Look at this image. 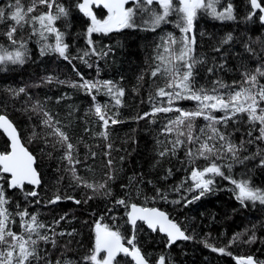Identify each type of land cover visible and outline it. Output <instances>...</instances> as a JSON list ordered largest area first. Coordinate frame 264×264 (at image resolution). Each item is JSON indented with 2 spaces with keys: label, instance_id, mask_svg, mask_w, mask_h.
I'll return each mask as SVG.
<instances>
[{
  "label": "trees",
  "instance_id": "1",
  "mask_svg": "<svg viewBox=\"0 0 264 264\" xmlns=\"http://www.w3.org/2000/svg\"><path fill=\"white\" fill-rule=\"evenodd\" d=\"M12 2L14 0H0V7ZM31 3L32 0H22L25 8ZM175 3L178 6V0ZM229 3L233 6L234 19H217L201 10L193 22L192 30L187 33L189 39H195L193 55L205 61L195 68L196 87L211 89L215 80L231 86L234 80L242 79L241 72L245 69L254 72L256 67L264 65V24L259 19V11L251 20L246 19L252 12L250 0H220L216 5L217 10L222 11ZM56 4L68 10V16L58 19L55 27L63 33V42L69 45V59L51 51L42 54L41 49L46 44H55V34H48L47 40H42L39 35H32V27L26 24L15 35L17 41L26 42L25 63L0 65V113L8 115L13 121L22 143L35 157L40 177L36 189L27 184L24 189L29 192L35 190L38 195L26 197L20 189H8V176L0 174L4 177L1 181L9 198L8 210L17 222L20 218L15 215L16 212L26 208L56 233H65L63 236H55V248L51 243L40 242L42 255L51 260L52 264H56L57 259L72 260L75 264H91L84 257L90 255L94 248L97 221L113 230L119 229L126 237L131 236V227L126 219L128 207L116 203L124 199L128 204L136 203L164 210L186 231V235L194 237L166 247L168 241L164 235L146 229L141 222L137 223L136 243L150 264H154L160 255L167 257L166 264H237V257L249 255L257 261H264V204L248 201L246 205H241L233 191L235 186L225 179V176L236 180L247 179L254 187L264 189V167L259 166L261 157L243 160L258 152L264 154V141L255 140L259 135V124H249L247 115L241 114L228 121L227 125H216L228 134L234 144L240 145L244 141L239 152L243 163L233 160L231 153H222L220 159L215 156L209 160L194 159L187 155L188 149L191 148L195 153L199 145L187 143L178 148L174 155L164 158L159 156L165 147L171 148L169 141L176 139L174 133H165L163 129L178 113L172 111L151 115L154 105L168 106L167 98L156 96L157 89L166 85L168 77L163 72L156 77L151 73L160 63L156 57L162 48L157 46L163 40L169 35L175 37L178 41L174 46L177 52L182 46L185 34L180 31L179 22L173 20V14L167 18L166 23L153 26L151 13L145 12L139 1L131 3L127 8H132L136 13L135 26L107 33H92L93 53L87 43V28L91 20L76 7L77 0H56ZM147 7L162 13L158 4ZM56 10L54 6L53 13ZM92 10L97 19L107 17L106 11L100 6H92ZM48 11L46 5L38 4L30 15L39 16ZM12 23L10 20L0 22V45L9 49L19 47V44L11 45L5 35ZM229 33L233 39L223 44L222 41ZM247 42H251L254 53L245 51L244 45ZM216 48H220V51H215ZM85 52L89 55L84 56ZM220 64L224 65L223 69L219 68ZM210 67L217 69L214 74L208 73ZM258 79L264 84V77ZM83 80L112 81L117 89L124 90L122 104L115 105L106 88L98 92L93 90L90 94L85 88L71 86ZM20 88H24L25 92L19 96L9 92V89ZM37 102L44 111L60 121V127L75 146L74 156L80 161L75 165L77 175L89 183L107 181L111 195H105L104 190L94 193L90 188L77 186L79 181L74 179L68 170L71 166L63 159L66 147L56 143L58 138L46 135L49 129L40 123L42 113L32 110ZM95 103L106 105L109 114L119 113L117 118L120 122L108 125L107 139L101 135L105 129L95 114ZM171 106L192 111L196 109V102L182 99L174 101ZM144 113L150 115L137 119ZM212 115L221 117L224 113L214 112ZM208 124L209 121L203 117L196 118L194 134L200 135V129H205V135H211ZM34 129L40 138L32 137ZM249 131L252 132L251 138L247 136ZM249 139L254 142L248 143ZM216 143L219 146L223 142ZM8 146L7 138L0 131V152L8 151ZM109 159L112 161L111 174L114 176L111 180L108 179ZM213 159L221 166L224 176L209 175L214 180L211 186L213 190L186 204L187 200L199 195V190H187L193 187L191 169H203ZM157 189L167 199L158 197ZM57 195L61 199L54 204L49 203ZM76 200L81 203H75ZM61 217L64 219L61 220ZM253 232L255 242L247 243ZM237 233L243 235L235 243H230ZM48 234L51 236L52 231ZM206 243L216 248H226V252L213 251ZM103 256L101 252L98 259ZM117 259L120 264H134L130 257L123 254H118ZM33 264L37 262L33 261ZM40 264L45 262L41 261Z\"/></svg>",
  "mask_w": 264,
  "mask_h": 264
},
{
  "label": "snow or ice",
  "instance_id": "2",
  "mask_svg": "<svg viewBox=\"0 0 264 264\" xmlns=\"http://www.w3.org/2000/svg\"><path fill=\"white\" fill-rule=\"evenodd\" d=\"M128 0H77L76 7L86 17L90 18L91 24L87 28L88 41L87 43L92 48L93 53L95 48L93 47V41L91 34L107 33L112 30H119L121 28H128L135 26L134 17L136 15L132 8H125L124 5ZM220 0H179L178 6L175 0H139V5L142 6L145 12L151 13V23L153 26H158L161 23H166L167 18L175 13L179 17L180 31L185 33L182 46L179 52L176 51L175 45L178 41L175 37L169 35V37L162 41L158 48H162V52L159 53L156 59L160 62L156 68L152 71L151 75L156 77L158 74H165L168 77V82L164 87L157 89L156 96L161 99L167 98L168 106H153L151 115L156 113H168L175 111L178 115L168 121L163 131L165 133H174L176 139L169 141L171 148L165 147V149L159 152V156L164 158L169 155H174L176 150L182 147L185 143L189 145L198 144L199 147L194 153L191 148L188 149L187 155L192 158H203L209 160L210 157L215 156L216 159L222 158V153H231L232 159L243 163V160L255 159L260 156L259 166L264 167V154L258 152L250 157H244L243 160L239 157V152L243 148L244 141H241L240 145L234 144L228 134L222 132L216 125L225 124L228 121L234 120L241 114H246L249 124L255 126L259 124V135L255 137V140L264 141V84L260 83L258 77H264V65L256 67L254 72H249L247 69L241 72L242 79L240 81L234 80L232 85H226L221 80L213 81V87L207 89L203 86L196 87L195 81V68L198 64H202L205 61L198 59L193 55V45L195 39H189L187 33L193 28V22L197 17L199 11H207L214 18L221 20H231L233 16V6L231 3L222 11H217L216 5ZM158 4L162 9L161 12H157L153 8L147 7L153 4ZM46 5L49 11L47 13H41L39 16H31L37 5ZM103 5L108 10L109 15L103 19H97L93 13L92 6ZM252 12L249 13L246 19L251 20L257 10L260 13L259 19L264 24V0H250ZM56 7V12L53 13V7ZM68 10L63 5H57L56 0H32L30 6L22 4V0H14L4 7H0V22L10 20L13 23L9 26L5 35L11 45L19 44V47L6 48L0 45V65L6 64H24L27 55L26 42L17 41L15 35L18 29L23 28L26 24H30L32 27V35H39L42 40H47L48 34H55V44H46L41 52L51 51L57 53L64 59H69L67 51L69 45L63 42V33L55 27V22L61 17H67ZM30 17V19H29ZM39 25L37 28L36 25ZM233 39L231 33H229L224 40L223 44H227ZM245 51L254 53V49L251 47V42H247L244 45ZM219 52L220 48L214 49ZM89 55L88 52L84 53V56ZM83 59V57H81ZM86 62V61H85ZM220 69L224 68L223 64L219 65ZM217 69L210 67L207 69L209 74H214ZM143 79V77H141ZM51 82V77H49ZM64 83V81H60ZM73 87L85 88L90 94L93 90L97 92L103 88L107 89V94L114 100L115 105L122 104L121 97L124 95V90L117 89L112 81H90L83 80L82 83H72ZM224 89V91H220ZM9 92L13 96H19L25 92L24 88L19 90L9 89ZM152 99V98H150ZM192 100L196 102V109L192 111L184 110L181 108H173L171 105L176 100ZM93 101L95 102V96L93 95ZM34 112L42 113L41 125L49 129L46 133L48 137L58 138L56 143L61 147H66L63 159L67 160L71 166L68 170L72 172L74 179L79 181L77 186H84L90 188L94 193H98L104 190L105 195H111L110 189H108L107 181L103 183H89L82 177H79L76 172L75 165L80 161L75 159L74 149L75 146L70 142L68 134L60 127V121L55 120L53 116L44 111L43 107L37 102L33 105ZM95 114L102 121L104 131L101 135L105 139L108 137L107 128L109 123L116 124L118 120V112L109 114L106 105L99 103L94 104ZM214 112H223L224 115L217 117L212 115ZM150 113H144L137 119H144L149 116ZM198 117H203L209 121L207 127L211 130V135H205V129H200V135L194 134V121ZM0 129L8 136L10 140V151L0 152V174H8L9 178L6 180V187L8 189H20L24 191L25 196L35 197L38 193L33 191H25V184L39 185L40 178L35 169L34 156L21 145V137L18 134V130L13 121L8 115L0 113ZM87 131V129H86ZM248 137H252V132L247 133ZM32 137L40 138V134L35 131L32 132ZM184 137V139H181ZM203 137V139H202ZM216 141H222L217 146ZM211 142V143H210ZM253 139H249L248 143H253ZM55 146V144L53 145ZM109 148L111 145L108 146ZM93 155H95L93 153ZM111 159L108 160V166L110 172L108 179L111 180L114 176L111 174ZM229 167H231L229 165ZM171 170H169V175ZM212 176H224L221 171V166L213 159L203 169L194 167L191 169V180L193 181V187L188 188V191L199 190V195L187 200L186 204L192 203L194 200L200 199L205 193L212 191V185L214 180L209 177ZM3 175H0V180H3ZM235 188L233 189L236 199L241 205H246V202L251 201L253 203L259 201L264 204V189L254 187L249 180L241 179L236 180L231 176H225ZM183 185H181L182 187ZM179 190V189H177ZM238 190V191H237ZM157 196L162 199H167L166 195L157 189ZM92 197H89L91 199ZM61 197L55 196L49 203H56ZM68 199H73L68 197ZM39 202V201H37ZM86 202V201H85ZM75 203L79 204L81 201L76 200ZM116 203L124 205L126 208L130 207L131 211L126 212L128 216V222L133 226V233L131 236L123 235L119 229L113 230L106 224H102L97 221L95 225V245L90 255L85 256V261H90L91 264H120L117 259L118 254H123L126 257H130L134 264H150V260L144 255L136 243V224L138 220L144 221L150 229L166 234L168 243L166 247H171L179 239L189 240L194 237L186 235V231L182 229L177 223L173 222L167 213L160 211L157 208L139 207L135 203L128 204L124 199L117 200ZM173 203H180V201H173ZM9 198L5 191L4 184H0V264H33L36 261L40 264L41 261L45 264H52V261L47 259L45 255H42L40 250V242L49 244L55 248L56 240L55 236H63L64 232L56 233L54 229H50L49 226L38 220L36 215H31L25 208L17 211L15 215L19 216L20 231H14L12 225L16 223L13 218V213L8 210ZM19 208V205H17ZM27 217V219H26ZM64 217H61V220ZM55 223H59L56 221ZM44 229V231H41ZM52 231V235L48 234ZM71 236L72 233H67ZM243 235V233H237L233 236L230 243H235ZM256 240L255 233L249 237L247 243H253ZM206 246L212 247L213 251H219L221 253L226 252V248H216L212 245ZM104 252L101 259H98L100 253ZM237 264H264V261H257L253 256L237 257ZM167 257L160 255L156 261V264H166ZM56 264H75L72 260H56Z\"/></svg>",
  "mask_w": 264,
  "mask_h": 264
},
{
  "label": "water",
  "instance_id": "3",
  "mask_svg": "<svg viewBox=\"0 0 264 264\" xmlns=\"http://www.w3.org/2000/svg\"><path fill=\"white\" fill-rule=\"evenodd\" d=\"M137 1H139V0H128V2L124 5V7L125 8H127V6L129 5V4H131V3H134V2H137ZM178 2H179V0H178ZM93 6H95V7H98V6H96V5H93ZM100 7H102L105 11H106V13H107V16L109 15V13H108V10L106 9V8H104L103 7V5L101 4V5H99ZM0 131L4 134V136L7 138V140H8V143H9V146H8V151H10L11 149H10V140H9V138H8V136L3 132V130L2 129H0ZM19 134V133H18ZM20 143H21V145L22 146H24V144L22 143V141L20 140ZM25 147V146H24ZM26 148V147H25ZM26 150H28L27 148H26ZM29 151V150H28ZM30 152V151H29ZM31 153V152H30ZM32 154V153H31ZM33 155V154H32ZM34 156V155H33ZM35 162H36V160H35V157H34V167H35V169H36V166H35ZM36 171H37V169H36ZM37 173H38V171H37ZM5 175H7L8 176V178H9V175L8 174H5ZM38 176H39V173H38ZM40 178V177H39ZM27 185H29V184H27ZM29 186H32L34 189H36L37 188V186L38 185H29ZM139 207H143V206H140V205H138ZM146 208H150V207H146ZM152 208H156V207H152ZM157 209H159L160 211H163V212H165L164 210H162V209H160V208H157ZM128 211H131V209H130V207L128 208ZM166 213V212H165ZM169 216V215H168ZM170 218V217H169ZM126 219H127V223L130 225V227H131V232L133 233V226L128 222V216L126 215ZM171 219V218H170ZM171 220H173V219H171ZM139 222H141V223H143V225L146 227V229H148V230H150V231H153L152 229H150L149 227H148V225L144 222V221H142V220H138L137 221V223H139ZM173 222H175L174 220H173ZM176 223V222H175ZM137 225V224H136ZM156 231H158L159 232V230L157 229ZM154 232V231H153ZM160 234H162V235H164L165 237H166V239L168 240V238H167V236H166V234H164V233H161V232H159ZM132 235V234H131ZM181 240H183V239H179V240H177V241H181ZM174 244V243H173ZM105 255H106V253H105ZM134 262V261H133ZM154 264H156V262L154 263Z\"/></svg>",
  "mask_w": 264,
  "mask_h": 264
},
{
  "label": "rangeland",
  "instance_id": "4",
  "mask_svg": "<svg viewBox=\"0 0 264 264\" xmlns=\"http://www.w3.org/2000/svg\"><path fill=\"white\" fill-rule=\"evenodd\" d=\"M216 8H217V7H216ZM217 11H218V10H217ZM173 16H174V17H173V20H174V21H177V22L180 23L179 18L177 17L178 15L175 14V13H173ZM37 26L39 27L38 24H37ZM184 34H185V33H184ZM13 48H15V47H13ZM209 175H211V174H209ZM0 184H3L1 180H0ZM12 227H13V230H14V231L19 232V231H20L19 221H17L16 224L12 225Z\"/></svg>",
  "mask_w": 264,
  "mask_h": 264
},
{
  "label": "bare ground",
  "instance_id": "5",
  "mask_svg": "<svg viewBox=\"0 0 264 264\" xmlns=\"http://www.w3.org/2000/svg\"><path fill=\"white\" fill-rule=\"evenodd\" d=\"M136 204V203H135ZM137 205H140V204H137ZM140 206H143V205H140ZM143 207H150V206H143ZM129 208V207H128ZM150 208H152V207H150ZM157 208V207H156ZM128 212V211H127ZM177 242V241H176ZM175 242V243H176Z\"/></svg>",
  "mask_w": 264,
  "mask_h": 264
},
{
  "label": "flooded vegetation",
  "instance_id": "6",
  "mask_svg": "<svg viewBox=\"0 0 264 264\" xmlns=\"http://www.w3.org/2000/svg\"><path fill=\"white\" fill-rule=\"evenodd\" d=\"M168 241V240H167ZM103 254H104V252H103Z\"/></svg>",
  "mask_w": 264,
  "mask_h": 264
}]
</instances>
